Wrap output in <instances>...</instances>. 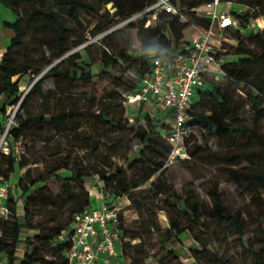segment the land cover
<instances>
[{"label":"trees","instance_id":"obj_1","mask_svg":"<svg viewBox=\"0 0 264 264\" xmlns=\"http://www.w3.org/2000/svg\"><path fill=\"white\" fill-rule=\"evenodd\" d=\"M177 5L172 2L178 9V14L160 10L156 12L158 16L155 25H148V21L142 20L138 25V36L144 46H151L153 43L150 39H157L162 44L167 52L161 57L163 62L168 65L174 64L177 55L188 50L191 45V40L185 37V31L192 25L197 26L201 30H208L211 26L209 17L200 15L197 8L212 0H175ZM1 4L11 10L15 16L12 22L5 21L4 25L13 31V36L6 48L0 61V94L3 100L0 102V132L6 131V144L9 149L8 153L3 152V157L7 155L11 159V169L14 165L23 166V159L17 160L15 156V144L28 135L29 131L35 125H46V119L43 115L28 113L20 120L17 126L6 130L5 118L7 115V106L18 105L22 109L26 107V96H21L19 78L28 71L34 70V65L30 57L26 59L29 52L30 40H36L41 48H46L49 52L50 60L46 59V63H51L54 59L63 58L64 55L71 49V46H78L84 42V38L78 36L72 41L66 35L69 28L64 23L63 15H66L71 21L82 25L79 20L81 12L94 14L98 16L97 29L105 30L112 26L114 17L119 20H125L138 12L150 7L157 0H0ZM224 3L223 10L230 12L235 20L242 19L249 21L255 17L254 12L264 7V0H221ZM112 3L116 11L110 16L109 11L100 14L99 10L106 4ZM233 3L247 5L248 9L244 12L230 11ZM56 6L57 11L49 8ZM153 13V10L147 12L143 16ZM187 15V20H183L182 14ZM241 23L230 28L234 29V38H241ZM129 28L135 27L134 23L128 24ZM111 35L104 37L107 41ZM254 48H250L243 41H239L237 53L239 58L224 62L222 67L224 74L221 77L222 86L212 85L210 82L201 86L196 93L195 100L190 109L192 118L190 125L192 133L187 141L190 159L195 154L191 145L194 139V129L199 128V124L205 116L208 120L215 124L213 133L226 141L234 142L237 138H242L246 143H251L252 147H244L240 150L231 152L230 155H221L220 159L227 164L234 165L235 161H242V170L246 173L249 179L246 183V188L255 196V201L258 207V214L264 215V209L260 200V193L264 191V134L259 128L260 121L264 118V34L260 31L253 32L248 36ZM226 48V47H225ZM128 38H125L124 46L118 54V57H112L107 51H104V56L108 59H103V66L110 67L117 63L118 60H130L131 68H134L139 76V80L135 85H124L125 90L120 93V101L122 103V114L125 118V123L117 119L115 114H111L108 107L102 105L98 112H89L86 110L80 111H63L58 114H53L50 110L47 113L50 115L49 123L57 130L64 127L73 129L75 135L80 137L87 147L94 140L90 134H84V130H79L77 120H83L89 126L95 127L97 124H108L110 127L116 128L118 131H124L129 123L130 117L127 115V105L125 103L124 93L135 90L140 84L143 77L152 69L153 59L155 57L139 54L131 56ZM227 54V50L224 53ZM79 58V56H76ZM24 59V60H23ZM65 63L70 64V58H63L57 64L48 69L43 76L34 84L30 94H36L41 91V85L46 80H53L57 87H61L63 82L76 84L86 82L90 79L92 71L85 70V65L82 62L74 63L72 66H65ZM14 80V77H17ZM245 90L247 104L251 106L253 112V122L247 125L244 118L240 115L238 108L234 106L233 94L240 90V86ZM145 107H141V110ZM211 113L209 116L208 114ZM200 115V116H199ZM207 115V116H206ZM219 115V117H217ZM162 122L153 120L149 114L143 115V121L138 127V137L142 144V149L139 154H132L130 157L124 158L122 163L115 166L112 172L106 170H98L95 167L79 166L73 169L68 181H72L78 190V193H73L69 198L68 209L71 212L70 221L66 225H60L57 232H32L28 219L30 218L29 203L36 198H42L52 202L50 198L44 194V186H41L34 192L31 189L39 182L49 180L53 176H58L62 169H68L70 164L69 156L60 158L59 164L52 168L45 177L31 179L29 176L28 185L20 191V196L23 197L22 205L20 198L8 196L5 203L8 208L7 217H0V264H48L44 254L46 244L52 246V252L62 254L61 264H67V252L74 243L73 224L74 216L82 212L84 209L92 205L91 194L87 184L91 178L98 175L102 183V193L104 201L108 204L118 205L124 196L131 200V204L137 207L132 190L138 187L141 180L138 178V171H144L147 161L153 165L151 174L158 171L157 180L159 181L156 194L161 196L166 203V212L169 217V228L162 230L160 225L149 223L147 226L148 232L157 231L159 234L160 243L163 247L170 246L167 249L168 264H184L176 254L177 247L180 245V240L184 234H189L198 244V247L192 248L195 259L202 258L206 264H232L228 258L220 253L222 245L219 244V235L216 225H211L204 218V213L208 211L210 204L212 205V213L219 219L220 224L228 231L232 232L236 238L241 239L245 234L244 220L242 211L229 210L225 203L223 193L219 190L218 185L207 180L204 183L205 191L209 198L207 203L197 192L196 184L192 181L186 182L181 192H177L172 188L165 176V160L161 158L157 145L159 139H163L167 144V156L169 153V145L162 135V130L169 126L168 122L159 117ZM145 150H149L154 158L142 156ZM190 159L179 162H186ZM108 165V164H106ZM10 171V170H9ZM7 175V171L2 172ZM145 174V171H144ZM28 177V176H27ZM7 180H11L8 176ZM1 183H8L0 180ZM22 179H18L21 183ZM9 185V183H8ZM9 188V187H8ZM110 195H113L111 201L107 200ZM23 216L27 221L24 224L19 222V218ZM122 214H120V223L118 225V238L122 246L123 257L127 262L130 250L137 252L133 254L131 264H139L146 254L142 257L139 252L144 251V240L142 235L140 241L131 244L126 240L128 232L123 226ZM208 235V243H206L202 235ZM33 243H38L39 248H35L33 253H28L26 248ZM259 247L257 249L249 246L247 251L252 260V264H264V228L260 233L257 241ZM208 245L216 249L211 250ZM3 254L7 258H3ZM128 264V263H127ZM130 264V263H129Z\"/></svg>","mask_w":264,"mask_h":264},{"label":"rangeland","instance_id":"obj_2","mask_svg":"<svg viewBox=\"0 0 264 264\" xmlns=\"http://www.w3.org/2000/svg\"><path fill=\"white\" fill-rule=\"evenodd\" d=\"M54 2L55 0H51ZM91 1V0H88ZM177 5V1L171 0ZM224 5L220 4V8ZM57 11L56 6H50ZM248 9L247 5L240 3H233L230 11L244 12ZM109 11L110 16L116 11L112 3L104 5L100 10V14ZM159 9L153 10V13L147 16H136V14L125 20H119L114 17L111 27L100 31L97 29L98 16L94 14H87L81 12L79 20L82 25L71 21L66 15H63L64 23L69 28L66 32L69 39L72 41L78 36L84 38V42L78 46H71V49L64 55L63 58H70V64L65 63V66H72L74 63L82 62L85 65V70L92 71L91 77L86 82L70 84L63 82L61 87H57L53 80H46L41 85V91L36 94H30L34 84L43 76V74L53 65L57 64L61 59H54L51 63H46V59L50 60L49 52L46 48H41L36 40H30V49L26 59L30 57L34 65V70L28 71L19 78L21 96H26V107L21 108L18 105L7 106V115L5 118L7 132L17 126L26 114L35 113L43 115L46 119V125H35L27 136L22 137L15 144V156L17 160L23 159L25 165H14L11 169V159L6 155L3 157V152L8 153L9 149L4 142V133L0 132V180L9 183L8 196L12 195L14 198H20L22 205L23 197L20 196V191L24 189L29 183V176L31 179L38 177H45L49 171L59 164L60 158L69 156L70 164L68 169H62L58 176H53L51 179L37 183L31 191L34 192L41 186H44V194H46L52 202L42 198H36L29 203V211L31 213L28 222L23 216L19 218L21 224L28 223L30 227V234L33 232H57L60 225H66L70 221L71 212L68 209L69 198L73 193H78L72 181H68L74 168L95 167L98 170H106L112 172L115 166L122 163L124 158L130 157L132 154H139L142 149V144L138 137V125L143 121V115L149 114L154 119L160 120V112L153 111L149 108H143L140 112L133 105L127 104L129 111L128 116H132L131 124L124 129L118 131L108 124L99 123L95 127L89 126L83 120L80 122L79 130H84V134H90L94 139L87 147L83 146L84 141L75 135L73 129L62 128L57 130L49 123L50 115L47 110L53 114H58L63 111H80L86 110L89 112H98L102 105L108 107L111 114H115L116 118L125 123V118L122 114V103L120 101V93L125 90L124 85H136L139 76L134 68L130 66V60H118L116 64L110 67L103 66V59H108L104 56V51H107L110 56L118 57L119 52L124 46L125 38H128L129 54L137 56L140 53L142 44L138 36V25L142 20L150 21L151 25H155L158 20L156 12ZM200 15L205 14L204 5L197 8ZM253 18L249 21H244L239 18L237 23H241V38L236 40L234 38V29H229L222 34L221 40L223 46L227 49V54L224 56L225 61L237 60L239 55L237 53L239 41H243L250 48H254L248 36L260 31L264 34V7L254 12ZM183 20H187V15L182 14ZM134 23L135 27L129 28L128 24ZM194 29V28H193ZM111 35L107 41L104 37ZM185 37L190 40L188 34ZM76 56H79L77 58ZM24 60V59H23ZM14 77V80H17ZM208 83L212 85L222 86V81L213 80L212 76L207 79ZM206 82V83H207ZM240 90L234 93L233 103L238 108L242 118H244L247 125L253 122V112L251 106L247 104L243 86ZM3 96L0 94V102ZM135 108V114L130 110ZM211 113L208 114V116ZM200 116V115H199ZM207 116V115H206ZM201 123L199 128L194 129V139L191 149L195 151L192 158L186 162H170L167 156V144L163 139H159L157 148L163 154L157 160H165V176L168 184L175 188L179 193L182 191L183 185L192 181L196 184L197 192L208 203L209 198L205 191L204 183L209 180L218 185L219 190L223 193L226 206L229 210L240 209L245 226V234L241 239L236 238L232 232L225 229L220 224V221L212 213V205L210 204L207 212L204 213V218L211 225H216L219 235V244L222 245L220 253L228 258L232 264H252L247 248L252 246L257 249V243L260 233L264 228V215L258 214V207L255 201V196L246 188V183L249 179L246 173L242 170V161H235L234 165L227 164L220 159L222 155H230L231 152L240 150L244 147H252L251 143H246L244 139L237 138L234 142L226 141L213 133L215 124L201 115ZM219 117V115H217ZM259 128L264 134V118L259 123ZM7 134V133H6ZM6 138V136H5ZM144 158H154L149 150L142 153ZM108 164V165H106ZM153 165L147 161L144 171H138V178L141 180L138 187L132 190L136 205H139L140 211L137 207L131 204V200L124 196L120 201L121 214L123 218V226L128 232L126 240L131 244L140 241L139 237L142 235L144 240V251L139 252L142 257L146 254V258L139 262V264H168L169 257L167 256V249L170 246L163 247L160 243L159 234L157 231L148 232L147 226L149 223L160 225L163 231L169 228V217L166 212V203L161 199L160 195L155 192L158 189L159 181L157 176L160 171L150 175ZM10 170V171H9ZM7 171L11 180H7V175L2 172ZM28 176V177H27ZM21 178L22 182L18 183ZM102 183L98 175L91 178L87 187L91 194L92 204H97V191L102 193ZM113 195L107 198L111 201ZM260 200L264 209V191L260 193ZM203 240L208 243V235H202ZM40 245L33 243L26 248L28 253H33L35 248ZM198 247L196 241L189 235L184 234L180 240V245L177 247L176 254L184 264H206L200 258L195 259L192 248ZM208 247L216 251L213 247ZM44 254L48 264H61L62 254L52 252V246L46 244ZM129 258L127 263L131 264L133 261V250L127 252ZM3 258H7L5 254Z\"/></svg>","mask_w":264,"mask_h":264},{"label":"built area","instance_id":"obj_3","mask_svg":"<svg viewBox=\"0 0 264 264\" xmlns=\"http://www.w3.org/2000/svg\"><path fill=\"white\" fill-rule=\"evenodd\" d=\"M220 4L221 0H212L204 5L203 16L211 19L210 28L202 30L191 41L188 50L177 55L174 64L168 65L161 57H155L151 71L143 77L141 84L135 90L124 93L126 105L159 111L160 117L168 122L169 126L162 130V135L169 145L170 162L190 159L187 147L192 133L190 109L197 90L208 81L209 76L220 81L224 74L222 65L227 49L221 37L237 22L230 12L218 11ZM155 9L173 14L180 12L171 0H157L136 16ZM148 25L150 21L146 23ZM5 136L6 131V143ZM8 187V183L0 182V217H7L8 214L5 203ZM100 198L103 201L101 204H92L74 216V243L67 252V264H127L117 231L121 206L106 203L103 193Z\"/></svg>","mask_w":264,"mask_h":264},{"label":"crops","instance_id":"obj_4","mask_svg":"<svg viewBox=\"0 0 264 264\" xmlns=\"http://www.w3.org/2000/svg\"><path fill=\"white\" fill-rule=\"evenodd\" d=\"M218 11H223V6L222 8H220V5L218 6ZM15 20V16L14 14L11 12V10H9L8 8H6L4 5L1 4L0 2V61L2 59V56L6 50V48L8 47L10 40L13 36V31L12 29L6 27L4 25L5 21H9L12 22ZM194 28V29H193ZM201 29L198 28L197 26H190L186 31H185V35L188 34V37H190V40L193 41L194 38L198 37L199 34L201 33ZM136 109L139 110V112L141 111V108L135 107ZM135 108H133L131 111V113L135 114ZM129 113V111H128ZM161 115V113H159ZM131 118H133L132 116H130ZM101 193L99 191H97V204H101L103 201L100 198ZM94 205V204H93ZM92 241H95L94 238H92Z\"/></svg>","mask_w":264,"mask_h":264},{"label":"clouds","instance_id":"obj_5","mask_svg":"<svg viewBox=\"0 0 264 264\" xmlns=\"http://www.w3.org/2000/svg\"><path fill=\"white\" fill-rule=\"evenodd\" d=\"M149 41H152L153 43L151 46H144L141 48L139 50L141 54L151 57L163 56L166 54L167 49L162 44H160L157 39L153 38Z\"/></svg>","mask_w":264,"mask_h":264}]
</instances>
